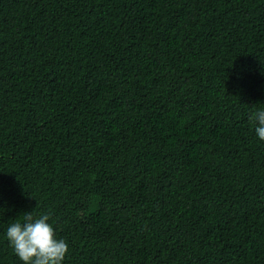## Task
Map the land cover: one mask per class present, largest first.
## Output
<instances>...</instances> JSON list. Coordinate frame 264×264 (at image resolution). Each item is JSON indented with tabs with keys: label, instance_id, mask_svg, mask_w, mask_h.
Masks as SVG:
<instances>
[{
	"label": "trees",
	"instance_id": "16d2710c",
	"mask_svg": "<svg viewBox=\"0 0 264 264\" xmlns=\"http://www.w3.org/2000/svg\"><path fill=\"white\" fill-rule=\"evenodd\" d=\"M262 109L264 0H0V264H264Z\"/></svg>",
	"mask_w": 264,
	"mask_h": 264
},
{
	"label": "clouds",
	"instance_id": "9594fccd",
	"mask_svg": "<svg viewBox=\"0 0 264 264\" xmlns=\"http://www.w3.org/2000/svg\"><path fill=\"white\" fill-rule=\"evenodd\" d=\"M255 133L264 141V109L249 116ZM23 219L13 222L6 232L7 240L23 264H63L69 251L68 243L56 238L49 214L34 217L23 213Z\"/></svg>",
	"mask_w": 264,
	"mask_h": 264
}]
</instances>
